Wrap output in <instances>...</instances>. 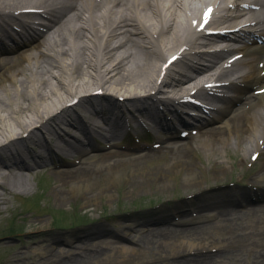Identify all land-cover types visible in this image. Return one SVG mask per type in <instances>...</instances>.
I'll use <instances>...</instances> for the list:
<instances>
[{
    "label": "bare ground",
    "instance_id": "obj_1",
    "mask_svg": "<svg viewBox=\"0 0 264 264\" xmlns=\"http://www.w3.org/2000/svg\"><path fill=\"white\" fill-rule=\"evenodd\" d=\"M197 1L0 0V31L3 33L13 23H19L24 29L38 28L41 23L35 19L43 14L47 16L43 29L17 46L24 49H0V202L5 201L4 194L27 191L31 187L27 175L34 167L47 163L35 159L31 163L28 158L35 157L31 148L38 149L39 154L46 151L63 159L81 155L76 159L80 161L78 165L64 169L56 165L59 168L53 169L56 178L53 192L62 200L104 173L111 182L126 176L124 172L132 167L131 174L134 175L142 161L157 154L158 150L146 149L141 154L113 161L104 159L103 162L96 144L88 142L84 147L86 142L74 143L80 138L72 129L77 128L85 135L93 131L105 136L106 140L113 139L118 133L109 129H122L118 120L123 106L149 115L147 103L167 105L170 100L190 94L189 89L193 88H198L200 93L203 82L215 81L228 72L222 61L227 53L225 49L202 65L205 51L218 41L214 37L219 35L188 36L190 27L186 19ZM33 6L39 7L41 12L21 13L22 8ZM223 10L228 9L224 7ZM223 16L228 19L231 14L225 12ZM181 45L206 47L190 53V57L198 58L193 59L198 66L190 69L184 62L180 64L178 79L169 77L158 84L161 62ZM234 77L239 80L231 85L233 87H220L235 89L238 95L228 99L229 106L216 118L207 120L217 121L215 125L199 131L204 138L199 146L212 159L214 170L210 172L214 178L224 176L229 170L226 161L220 158L223 156L221 151L227 153L238 149L241 158L255 151H261L264 156V148L258 143L259 138L264 139V94L247 110L241 105L245 85L258 82L264 85V75L253 63L246 70L236 68ZM95 85L97 87L92 89ZM98 88H103L104 93L93 95ZM117 94L126 95V99L120 101ZM158 94L163 97L156 98ZM75 99L78 102L74 104ZM252 101L248 100L249 103ZM94 103L97 104L94 106ZM79 107H86V112L84 108V113L79 112L74 120L70 114ZM253 107L255 114H251ZM107 132L111 134L106 136ZM180 143H166V147H171L178 155L177 158L172 156L167 163L171 173L180 172L189 160L188 153L194 149L192 144ZM257 176L264 177V161ZM201 177L196 163L190 161L182 176L183 185L196 186ZM107 182L102 180L101 184ZM66 186H71V190L68 191ZM202 198L195 204L180 203L170 214L139 219L133 227L123 228L122 233L132 243L128 245L111 240L116 236L115 232L104 227L76 235L56 236L42 223L36 231L29 229L27 237L32 243H37L36 238L48 241L31 249L45 256L40 264H86L87 259L98 262L102 255L113 249L125 258L129 254L136 255V248L147 246L168 250L169 253L160 252L165 264H225L240 259L245 249L254 251L255 264H264V203L253 207L247 203L243 208L242 202L231 196L223 200ZM94 199L90 196L86 201ZM261 202H264V195ZM187 207L197 211L196 217L191 216ZM174 214L177 221L172 217ZM214 218L216 223L211 224ZM35 222L27 220L29 227ZM214 224H226L230 230L224 239L208 242L205 231ZM181 251L183 253L179 254ZM17 255L20 251L15 249L13 256Z\"/></svg>",
    "mask_w": 264,
    "mask_h": 264
},
{
    "label": "rangeland",
    "instance_id": "obj_2",
    "mask_svg": "<svg viewBox=\"0 0 264 264\" xmlns=\"http://www.w3.org/2000/svg\"><path fill=\"white\" fill-rule=\"evenodd\" d=\"M6 84L9 86L8 82ZM94 87L97 85L91 88ZM72 131L81 135L74 129ZM202 149V146L198 147L196 154L190 156L189 160L183 164L180 172L171 173L167 166L170 158L172 156L177 158V154L163 150L161 153L142 161L134 175L131 174L132 167L130 171L124 172L126 176L111 182L109 176L104 173L98 179H92L88 185L86 183L81 185L66 200L56 198L54 195L53 187L56 182L53 173L54 165L47 163L40 167H34L31 173L27 175L31 187L27 191L4 194L5 201L0 202V264L42 263L45 256L39 252H33L31 249L37 244H47L48 241L36 238L37 243H32L27 237L29 229L36 231L42 223L56 236L76 235L89 229L104 227L115 232L116 236L111 237V240L127 245L132 244L127 235L122 233L123 228L133 227L135 221L139 219H154V216L157 215L170 214V208L184 200L190 191L235 181L244 175V171L246 175L250 158L248 156L250 155L241 158V152L238 149H232L227 153L219 149V152L223 153V156L221 153L220 158L226 161L229 170L224 176L214 178L210 172L214 170L211 166L212 159L206 156L204 149ZM111 150H117L119 154H126L124 151L115 148ZM106 151L108 150L102 149L100 152L103 154ZM120 157L119 155L118 158ZM118 158L115 154L113 157L107 158L106 161H113ZM104 159L100 158L102 161ZM190 161L196 163L202 176L200 184L196 186L183 185L182 176ZM73 165L71 159L70 162L64 163V166L61 167L64 169ZM257 166L258 163L252 171L257 170ZM205 169L207 170L205 171ZM102 180L108 182L102 185ZM66 189L70 191L71 186H66ZM90 196L95 199L86 201V198ZM29 219L36 221L34 226L29 227L27 223ZM228 232L229 228L226 224H214L206 229L205 235L208 236V242L219 241L224 239ZM15 249L20 251V255L13 256ZM136 249V255L129 254L125 258H121L118 254L119 251L113 249L107 251V255H102L97 260L98 262L87 259L86 264H165L166 261L160 252L169 253L165 248L158 249L153 246ZM182 253L183 251L179 252V254ZM183 255L185 256V254ZM252 256L249 250L245 249L244 256L240 259L229 260L225 264H255L257 260L253 259Z\"/></svg>",
    "mask_w": 264,
    "mask_h": 264
}]
</instances>
